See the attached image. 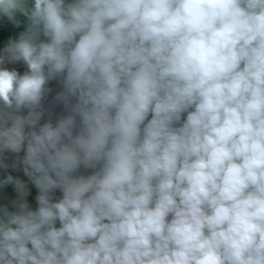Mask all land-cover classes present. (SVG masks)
I'll list each match as a JSON object with an SVG mask.
<instances>
[{"label": "clouds", "instance_id": "9594fccd", "mask_svg": "<svg viewBox=\"0 0 264 264\" xmlns=\"http://www.w3.org/2000/svg\"><path fill=\"white\" fill-rule=\"evenodd\" d=\"M0 264H264V0H0Z\"/></svg>", "mask_w": 264, "mask_h": 264}, {"label": "crops", "instance_id": "0c3cea01", "mask_svg": "<svg viewBox=\"0 0 264 264\" xmlns=\"http://www.w3.org/2000/svg\"><path fill=\"white\" fill-rule=\"evenodd\" d=\"M21 178H24L22 175H21ZM24 179H26V178H24ZM10 190V189H9ZM30 199H31V197H30Z\"/></svg>", "mask_w": 264, "mask_h": 264}]
</instances>
